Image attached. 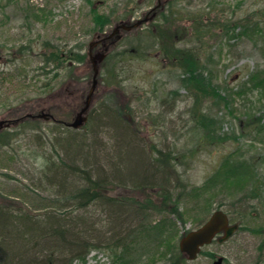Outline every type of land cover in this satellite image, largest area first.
I'll use <instances>...</instances> for the list:
<instances>
[{"label":"rangeland","instance_id":"1","mask_svg":"<svg viewBox=\"0 0 264 264\" xmlns=\"http://www.w3.org/2000/svg\"><path fill=\"white\" fill-rule=\"evenodd\" d=\"M168 2L163 12L171 4L175 6L179 12L175 21L167 19L161 24V14L152 23L122 31L123 38L115 48L122 56L100 66L89 120L74 130L60 121L71 122L91 86L87 48L99 33L92 23L93 9L97 15L110 16L104 29L110 33L120 21L140 20L156 0H0V121L41 112L55 118H28L0 135V208L12 217L24 215L25 220L34 217L44 222V217L66 213L75 217L71 205L61 211L58 208L62 199L51 180L64 183L56 168L65 159L62 145L76 135L74 138H84L97 152L90 166L107 180L105 195L127 203L151 200L161 204L153 221H173L177 244L184 232L200 227L220 203L231 223L243 218L235 237L221 245L214 241L205 246L193 262L177 245V264H212L219 257L224 264H264V201L252 202L253 209L241 214L238 208L231 209L232 198L218 187L206 186L213 177L222 178L219 173L224 165L230 167L243 158L252 173L264 179V85L255 87L264 78V40L259 39L264 35V0ZM169 35L182 39L173 44L181 58L199 60L196 69L203 72L207 84L196 86L185 75V68L170 60L176 57L159 55L162 42H171ZM28 44L29 52H20ZM52 48L66 55V65L71 53L79 51L84 62L79 67L72 65L69 72L60 70L56 79ZM48 81L54 86L46 94L39 87ZM67 129L75 135H68ZM158 150L176 157L166 173L172 187L178 189L165 201L157 197V189L137 191L127 182L142 181V176L153 173L144 162L156 160ZM119 159L121 166L116 164ZM116 180H123L125 186L116 185ZM244 185L237 186L239 194L234 198L248 189ZM97 203L89 205L87 215L98 229L96 238L101 234L94 242L99 248L90 250L85 262L113 264L112 252L99 241L107 238L102 222L107 216ZM45 248L39 250L44 253Z\"/></svg>","mask_w":264,"mask_h":264},{"label":"trees","instance_id":"2","mask_svg":"<svg viewBox=\"0 0 264 264\" xmlns=\"http://www.w3.org/2000/svg\"><path fill=\"white\" fill-rule=\"evenodd\" d=\"M171 5L167 10L168 13L166 12L167 14L162 12L161 24L167 19L175 21L179 12H176L175 6ZM32 16L36 17L37 15L32 11ZM92 16H94L92 23L95 26V31H103L111 22L110 16L97 15L94 9ZM248 30L255 32L254 29ZM172 37V35L168 37L171 45H169V49H164V55L168 58L176 57L170 60L179 62V65L185 68V75L189 74L192 81L196 82V86L201 87L203 82H206L202 79L203 72L196 69L199 60L191 57V59L181 58L178 55L179 52L173 50L174 41L172 40L176 39L175 37L172 39ZM259 39L264 40V35L261 34ZM161 40L163 41L164 37ZM136 49V52L141 51L140 48ZM23 51L29 52V44L26 45L25 49H20V52ZM62 55L63 53L59 54V48H52V52H50L52 64L55 65L56 74L54 78L56 79L60 70H68L69 72L71 69H59L63 64ZM76 58L79 60L82 56L76 54ZM193 68L195 69L193 70ZM42 72L43 75H48L45 71ZM197 72L201 73V76L196 75ZM263 85L264 78H261L256 82L255 87L261 88ZM53 86V82L48 81L43 83L39 89L48 94L47 92L52 90ZM119 126L122 127L120 123ZM122 129L124 131V128ZM67 133L71 135L73 131L68 130ZM124 134L127 135L126 140H128L129 135L127 132ZM75 136L62 145L65 159H62L61 164H54L58 167L56 172L61 171L60 176L63 175L64 183L51 180V183L54 181L53 185L59 189L58 195L62 199L58 208L61 211V209L69 208L71 205L75 209L73 215L75 217L66 213L44 217V222L34 217L32 220H25L24 215L12 217L0 208V237L3 238L0 244V257L2 258H0V264H86L85 257L90 250L99 248L95 246L94 242H97L101 236L99 234L96 238L98 229H94L96 225H91L87 215L89 205L96 202H99L97 204L105 209L104 212L107 216V220L102 221L106 225L105 234L107 238L99 241L105 242L103 244L105 249L112 252L113 264H156L155 258L159 259L162 264L180 262V254L175 241L177 237L176 224L168 218L153 221L155 214L161 209L158 205L161 204L155 205L154 202H150L151 200L148 203L134 201L127 203L122 199L116 200L114 197L105 195L104 192L108 189L107 180H103L104 178L99 175L98 168L93 170V166H90V163L97 157L96 150L84 138L79 141L74 138ZM124 140L121 138V142L124 143L126 141ZM132 141L133 139H131ZM157 152L159 157L153 162L147 163L144 162L146 160L142 159L146 165L152 167L153 173L142 176V181L131 179L132 181L127 182H130V186L137 191L146 190L149 187L155 188L157 189V197L165 201L174 196L173 191L178 189V187H172L169 179L170 174L166 173L172 162H176V157L172 156L171 152L168 154H163L160 150ZM228 163L226 162V164ZM116 164L121 166L123 163L121 164L119 159ZM113 165L114 167L117 166ZM249 165L244 158L242 161L233 162L230 167L224 165L219 173L222 178L216 180L217 177H213L206 185L212 189L218 187L219 192H223L222 194L226 195L228 199L232 198L234 203L231 204V209L235 211L238 208L241 214H246L247 209L250 211L253 209L252 202L257 200L262 203L264 201V179L258 178L256 173L253 174ZM94 171H97L99 176ZM116 181V185L125 186L126 182L123 180ZM244 183V189L249 186L248 189L238 198H234L235 195L239 194L236 193L237 188ZM183 190H180L179 196ZM227 198L224 197L225 200L229 201ZM180 201L177 197L176 202L179 204ZM221 206L223 203L219 204V208ZM238 220L241 222L243 218L241 220L238 218ZM41 247L45 248L44 253L39 250L42 249ZM162 248L164 250L159 252ZM38 255L41 259L37 257Z\"/></svg>","mask_w":264,"mask_h":264},{"label":"water","instance_id":"3","mask_svg":"<svg viewBox=\"0 0 264 264\" xmlns=\"http://www.w3.org/2000/svg\"><path fill=\"white\" fill-rule=\"evenodd\" d=\"M146 21L147 19H141L140 21L132 24L131 27H126L125 30L130 31L132 28L140 27L141 23ZM92 70V84L89 89V93L84 100V105L81 107V110L77 113V115L71 120L70 123H65L69 128H73L75 130L80 129L86 124L88 120L87 112L92 105V97L98 85L97 78L100 74L99 66H92ZM28 117L32 119L43 118L47 121L51 116L50 114L41 112L38 116L28 114L26 118ZM4 123V121H0V128L4 125ZM238 227L239 224L237 223L235 225H230L226 213H223L220 210H216L214 211V214L206 222H204L203 226L183 235V237L179 241L180 252L183 255H186L189 261H195L197 255L201 251V248L205 247V245L210 244L217 234H224V237L217 240L219 244H222L234 235ZM213 264H223V259L219 258Z\"/></svg>","mask_w":264,"mask_h":264},{"label":"flooded vegetation","instance_id":"4","mask_svg":"<svg viewBox=\"0 0 264 264\" xmlns=\"http://www.w3.org/2000/svg\"><path fill=\"white\" fill-rule=\"evenodd\" d=\"M156 3L157 4L151 7V9L147 13H143L142 19H147L152 23V21L160 17V15L162 14V11L165 9L166 5L169 2L168 0H156ZM122 22L118 25H115L117 26V28H115L114 31H110V33L104 30L102 32H99L93 35L92 37L93 40L89 42V45L87 48L88 49L87 67L94 66V65L101 66L106 61H110L111 59H116L122 56V53H121L122 51L121 52L115 51V48H117L116 47L117 44L123 38L122 31L127 32L125 28L132 26V23H130L131 25L129 23H128L129 25H126L127 23H124V22L122 23ZM177 38L176 40H174L175 41L174 43H179L182 40V39H177ZM161 45H162V50L159 53V55L161 54L162 56L164 54V49H167V48L169 49V44L167 45V43H162ZM76 54L78 53H75V54L71 53L70 55L71 58L70 60L68 59L69 61L68 66H66V63H65L66 62L65 59L67 57L65 54H63L61 59L64 60L65 62L60 66L59 69L73 68L74 65L79 67L84 62V59H82L83 58L82 52L79 53V56H82V58L79 60H77ZM164 59H167V58H164ZM93 98H95V96ZM4 122H5L4 125L1 126L0 128V135L3 133V131L10 129V127H13V126L16 127V125L18 124L17 121L15 120L7 119Z\"/></svg>","mask_w":264,"mask_h":264}]
</instances>
